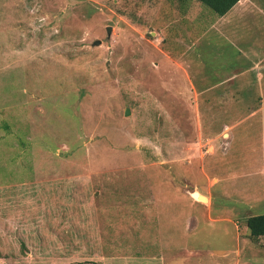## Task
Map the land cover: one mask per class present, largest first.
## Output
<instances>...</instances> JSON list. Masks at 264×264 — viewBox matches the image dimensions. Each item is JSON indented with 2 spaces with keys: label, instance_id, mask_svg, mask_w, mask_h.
<instances>
[{
  "label": "rangeland",
  "instance_id": "obj_1",
  "mask_svg": "<svg viewBox=\"0 0 264 264\" xmlns=\"http://www.w3.org/2000/svg\"><path fill=\"white\" fill-rule=\"evenodd\" d=\"M205 7L0 0V264H264V81L225 37L264 0Z\"/></svg>",
  "mask_w": 264,
  "mask_h": 264
},
{
  "label": "crops",
  "instance_id": "obj_2",
  "mask_svg": "<svg viewBox=\"0 0 264 264\" xmlns=\"http://www.w3.org/2000/svg\"><path fill=\"white\" fill-rule=\"evenodd\" d=\"M236 6L237 4L224 16L219 17L226 18V15L231 13ZM246 24L241 22L227 25L225 34L228 41L227 46L232 47L230 53L233 59L232 62L240 61L244 65V69L250 70L249 73L254 76L253 84L256 81L262 83L264 81V39L259 32L255 31V26H247ZM243 41H245V45L242 48L241 44ZM261 64L263 65L261 66Z\"/></svg>",
  "mask_w": 264,
  "mask_h": 264
},
{
  "label": "trees",
  "instance_id": "obj_3",
  "mask_svg": "<svg viewBox=\"0 0 264 264\" xmlns=\"http://www.w3.org/2000/svg\"><path fill=\"white\" fill-rule=\"evenodd\" d=\"M204 7L210 8L215 14L219 16L225 15L229 12L240 0H196ZM205 7V8H206ZM250 237L252 239H264V213L254 214L247 218L246 221ZM89 259L72 260L66 264H89Z\"/></svg>",
  "mask_w": 264,
  "mask_h": 264
},
{
  "label": "water",
  "instance_id": "obj_4",
  "mask_svg": "<svg viewBox=\"0 0 264 264\" xmlns=\"http://www.w3.org/2000/svg\"><path fill=\"white\" fill-rule=\"evenodd\" d=\"M108 32L110 33V29L108 30ZM129 113V111H127V114ZM202 197H205L206 198V196H204V195H201ZM207 199V198H206Z\"/></svg>",
  "mask_w": 264,
  "mask_h": 264
}]
</instances>
